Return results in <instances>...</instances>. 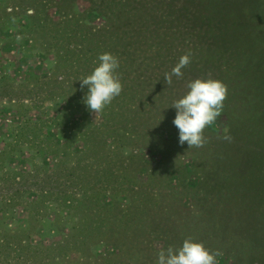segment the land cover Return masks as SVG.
<instances>
[{"label":"rangeland","instance_id":"obj_1","mask_svg":"<svg viewBox=\"0 0 264 264\" xmlns=\"http://www.w3.org/2000/svg\"><path fill=\"white\" fill-rule=\"evenodd\" d=\"M226 1L233 7L238 5L239 9L237 15L230 11L223 21L234 23L229 33L246 50L254 81L260 79L264 84V56L263 62L258 61L260 50H264V0ZM72 8L53 15L57 22L68 20L66 28L48 22L46 33L59 32L54 39H63L62 45L71 44L74 55L80 58L82 51L88 52L84 66L79 58L71 56L68 63L81 66L91 74L98 58L91 55L87 40L82 44L84 29L71 22L100 26L103 20L80 7ZM42 11L49 15L51 9L43 7ZM25 13L30 14L31 10L26 12L15 8L10 0H0V264H103L99 257L105 252H115L103 244L105 238L100 236L108 222L105 209L114 202L127 204L126 195L135 190L132 187L147 181V172L138 168L141 166L138 155L148 164H159L154 172L156 186L149 189L151 197L178 192L182 197L185 188L190 190L196 182L199 148H189L187 142L183 146L173 143L172 148L166 145L163 140L173 142L175 134L160 123L168 120L162 116L161 102L156 100L159 106L149 110L151 102L146 104L149 101L145 98L149 88L137 94L133 90L136 74L131 70L119 77L121 94L98 113L90 111L83 102L87 92L86 86L80 89L83 74L71 78L66 71L61 80H44L43 77L52 74L56 58L53 53L38 50L24 32L29 22ZM245 19L251 28L250 35H246L251 36V41L246 43L244 29L239 25ZM183 23L178 29L183 32L182 37L171 43L169 69L187 53H191V60L200 55L189 50L197 43V33ZM46 42L50 38L40 41L39 45ZM82 47L85 50L81 51ZM209 60L205 61L207 71ZM221 63L224 64L222 60ZM207 74L208 78H216L211 71ZM35 75L40 79L36 81ZM201 76L199 71L191 73L186 82ZM218 76L223 79V74L217 72ZM227 102L226 98L221 115L205 128V137L225 134V113L230 109L226 107L230 105ZM124 127L128 129L126 139L118 141L116 137ZM113 138L115 143L110 142ZM97 152H102L99 157ZM130 154L134 155L132 163L136 162V169L131 165L127 169L126 158ZM101 160L116 162L111 176L103 174L106 168L101 166ZM181 179H187V185L182 181L177 187ZM176 202L181 203V199ZM91 227L97 232L93 233ZM153 246L160 248L161 242H153ZM217 251L221 253L217 264H231L226 259L230 257L223 255L220 248ZM147 255V264H156L154 258L158 257Z\"/></svg>","mask_w":264,"mask_h":264},{"label":"trees","instance_id":"obj_2","mask_svg":"<svg viewBox=\"0 0 264 264\" xmlns=\"http://www.w3.org/2000/svg\"><path fill=\"white\" fill-rule=\"evenodd\" d=\"M10 2L15 8L24 9L26 12L27 9L31 10L30 14L25 13L29 22L24 32L29 34L38 50L46 54L53 53L56 58L52 74L43 77L44 80H61L66 71L71 78L73 75L82 74L85 78L90 74L87 69L68 63L71 56L79 58L84 66L88 53L82 51L85 50L84 47L80 49L82 53L79 54L83 55L80 58L74 55L76 52L71 49V44L66 42L62 45L63 39H54L59 32L55 35L46 33L48 22L50 25L59 24L63 29L69 24L68 20L57 22L54 13L63 14L67 8L71 10L73 6H77L88 14H98L103 20L100 26L80 25L79 21L77 24L71 23L84 29L85 36L80 39L82 44L87 40L91 55L98 58L100 54L108 52L118 58L119 77H124L127 70L135 72L133 90L141 95L149 88L150 92L145 97L149 101L146 104L151 102L149 110L159 106L156 100L161 102L162 116L168 120L160 123L171 128L175 134L172 139L175 141L163 140L170 148L173 143H178V129L172 123L175 110L171 106L187 93V76L199 71L204 79L208 78L207 73L211 71L216 77L214 79L227 86L226 98L230 105L226 107L230 109L225 113L226 132L223 135L208 136L202 147H195L199 148L197 153L200 164L195 166L198 175H195L196 182L192 190L184 186L182 197L179 196L181 192L151 197L149 189L156 186L154 172L159 164H148L138 155L137 162L141 164L138 168L147 172V181L145 184H137L138 187H132L135 190L131 195H126L127 204L114 202L105 209L108 222L100 236L105 238L103 244L110 246L115 252L103 253L98 261L103 264H147V254L158 257L161 249L169 246L179 248L185 239H194L211 251L220 248L223 255L230 257L226 259L231 264H264V84L260 79L258 82L254 81L246 50L240 44L242 41L237 45L238 42L229 33L230 26L234 27V23L223 21L230 11L237 13L238 5L233 7L226 0ZM43 7H50L52 15L51 11L49 15L42 11ZM182 23L184 26L189 24L197 33V43L189 50L195 51L197 56L200 52V55L197 59L190 60L182 69L181 77L173 76L172 83L168 84L164 77L172 71L168 68L173 50L171 43L182 37L183 32L179 31ZM239 25L244 29L243 42L251 41V36H246L250 35L248 30H251L247 19ZM45 38H50V42L39 45ZM99 45V49H96L95 46ZM263 54L264 50L261 49L258 61L263 62ZM207 60L210 66L208 71L205 70ZM173 64L175 67L176 64ZM95 67L96 65L93 69ZM217 72L223 74V79H219L220 76L217 78ZM34 79L37 81L40 77L35 75ZM123 129L116 137L118 141L126 139L128 129ZM226 134L230 139H224ZM114 140L115 138L110 142L115 143ZM121 147L123 148V142ZM101 153L97 152V156ZM164 156L165 154L162 159H165ZM133 158V154L126 158L129 161L127 169L130 165L136 169V162L132 163ZM115 165L116 162L101 160V166L106 168L103 169V174L111 176ZM182 181L187 185V179H181L177 187ZM178 199H181V203L176 202ZM102 209L103 207L100 208L103 212ZM90 229L93 233L97 232L95 227ZM153 242H161V247L155 248Z\"/></svg>","mask_w":264,"mask_h":264},{"label":"clouds","instance_id":"obj_3","mask_svg":"<svg viewBox=\"0 0 264 264\" xmlns=\"http://www.w3.org/2000/svg\"><path fill=\"white\" fill-rule=\"evenodd\" d=\"M191 60V53L179 59L171 73H166L164 80L172 83V77H181L182 69ZM119 60L112 53H102L91 74L80 80L81 89L87 87L83 97L86 107L94 112H101L122 92V83L117 73ZM188 91L175 101L171 108L175 110L173 125L178 129V143L187 142L190 147H202L206 143L204 130L212 125L221 115L227 97V86L218 79L197 78L188 82ZM224 139H230L226 134ZM219 251L212 252L203 243L194 239H185L179 248L169 246L158 252L156 264H217Z\"/></svg>","mask_w":264,"mask_h":264}]
</instances>
